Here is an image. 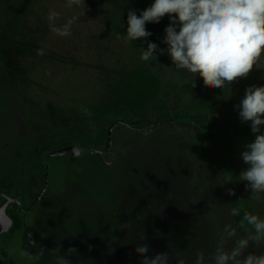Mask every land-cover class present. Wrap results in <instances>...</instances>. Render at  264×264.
Listing matches in <instances>:
<instances>
[{
  "label": "rangeland",
  "instance_id": "374dc122",
  "mask_svg": "<svg viewBox=\"0 0 264 264\" xmlns=\"http://www.w3.org/2000/svg\"><path fill=\"white\" fill-rule=\"evenodd\" d=\"M152 2L84 0V8H67L65 0H0V182L8 185L0 186V205L18 201L6 208L13 227L0 240V261L142 264L135 248L147 243L149 256L167 253L169 264H195L198 253L211 264L225 225L236 229L225 242L230 250L252 231L245 213L264 218V203L236 179L254 135L235 108L248 86L264 85V57L229 86L194 77L192 87L166 53L139 58L149 42L167 47V15L146 24L147 40L117 38L128 12L139 15ZM50 9L59 13L54 25ZM74 15L70 36L52 31ZM105 131L98 149L110 139L107 154L65 150L44 170L32 169L35 144L95 148L94 134Z\"/></svg>",
  "mask_w": 264,
  "mask_h": 264
},
{
  "label": "clouds",
  "instance_id": "9594fccd",
  "mask_svg": "<svg viewBox=\"0 0 264 264\" xmlns=\"http://www.w3.org/2000/svg\"><path fill=\"white\" fill-rule=\"evenodd\" d=\"M65 6L84 8V0H65ZM165 15L169 24L164 29L162 43L167 47L158 50L156 43L149 42L146 49L141 48L139 58L149 62L157 59V51L161 55L166 53L172 65L190 77L192 87H195L194 77L215 88L229 86L238 78H246L264 57V0H153L139 15L135 10L128 12L126 33L122 37L118 33L117 38L129 43L147 40L152 33L146 30V24H158ZM58 17V12L49 10L50 24L54 25ZM77 20L78 16L74 15L62 26H53L52 31L68 37ZM39 54L44 55L43 50ZM235 108L239 120L249 124L254 135V140L245 144L240 154L246 168L236 179L245 184L250 199L264 203V85L248 86ZM231 215L237 213L232 211ZM243 221L252 226V231L236 239L228 250L225 242L236 236V229L225 225L210 256L211 264H264V252H248L250 246H264V218L245 213ZM149 251L147 243L135 248L142 264H169V254L149 256ZM57 264H69V261L59 257ZM195 264H206L203 253L197 254Z\"/></svg>",
  "mask_w": 264,
  "mask_h": 264
},
{
  "label": "trees",
  "instance_id": "16d2710c",
  "mask_svg": "<svg viewBox=\"0 0 264 264\" xmlns=\"http://www.w3.org/2000/svg\"><path fill=\"white\" fill-rule=\"evenodd\" d=\"M131 125L139 126L140 124L132 123ZM210 128L207 127V129H210ZM217 129H220V127H217ZM94 136L95 137L91 143L92 147L102 148L107 142V131L103 133H96L94 134ZM69 147L83 148L81 144L73 145V143H71L69 140L59 142V141H54L51 139V140L43 141L40 144L39 143L35 144L30 154V163H31L32 169L35 171H38L39 169L44 170L46 168V163L48 162V159L54 156H57V155H62V153H64L65 150ZM0 186L2 188L8 187L7 181L2 180L0 182ZM6 262L7 260L4 258L3 260L0 261V264H6Z\"/></svg>",
  "mask_w": 264,
  "mask_h": 264
},
{
  "label": "water",
  "instance_id": "95a60500",
  "mask_svg": "<svg viewBox=\"0 0 264 264\" xmlns=\"http://www.w3.org/2000/svg\"><path fill=\"white\" fill-rule=\"evenodd\" d=\"M111 142L108 140V146L105 149L98 148H79V147H69L66 149V152L72 153L74 156H83L89 153H99L100 155H105L110 151ZM47 179V177H46ZM18 201L13 198H6L5 201L0 205V240L12 229L13 220L9 218L6 214V208L10 203Z\"/></svg>",
  "mask_w": 264,
  "mask_h": 264
}]
</instances>
